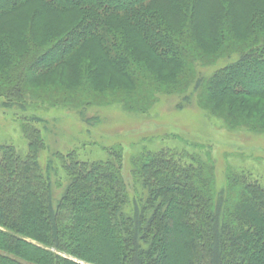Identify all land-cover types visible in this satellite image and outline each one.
<instances>
[{
    "label": "trees",
    "instance_id": "1",
    "mask_svg": "<svg viewBox=\"0 0 264 264\" xmlns=\"http://www.w3.org/2000/svg\"><path fill=\"white\" fill-rule=\"evenodd\" d=\"M225 42L242 56L207 84L206 99L264 132V102H251L264 101V0H0V98L22 112L52 93L54 103H70L75 90L98 93L91 78L101 62L114 76L166 85L158 68L181 67L191 51L203 56ZM65 76L76 86L61 87ZM248 79L259 89H242ZM35 121L21 125L24 155L0 145V264H264L257 182L230 173L216 192L208 164L165 150L134 161L132 198L120 155L89 163L55 154L64 182L54 200Z\"/></svg>",
    "mask_w": 264,
    "mask_h": 264
},
{
    "label": "rangeland",
    "instance_id": "2",
    "mask_svg": "<svg viewBox=\"0 0 264 264\" xmlns=\"http://www.w3.org/2000/svg\"><path fill=\"white\" fill-rule=\"evenodd\" d=\"M206 8L205 3L201 16ZM209 48L203 56L191 51L181 67L164 64L162 70L158 68L159 79L169 81L166 85L150 87L153 85L143 76H129L135 86L130 85L128 76H114L112 67L101 62L98 76L91 78L98 93L88 90V96H83L82 91L75 90V100L70 103H54L59 97L52 93L53 100L22 112L15 107L5 108L0 98V145H11L24 155L26 143L21 125L25 119L39 118L29 126L44 135L46 149L39 154V164L49 176L54 200L60 196L58 186L63 184L64 174L52 156L68 153L74 154L77 161L89 163L107 161L110 151L120 155L121 175L132 198L139 190L133 183L134 161L146 153L165 150L188 164H208L216 192L224 190L230 173L264 187V132L232 120L206 99L207 84L218 80L220 76L216 74L226 67L236 64L242 51L228 42L217 52ZM56 76H48L46 83L56 80ZM65 77L60 78L61 87L76 86V82L70 83L71 76ZM250 81L242 89L258 90ZM135 88L140 92L131 97Z\"/></svg>",
    "mask_w": 264,
    "mask_h": 264
}]
</instances>
